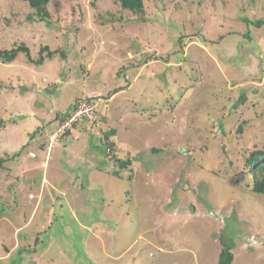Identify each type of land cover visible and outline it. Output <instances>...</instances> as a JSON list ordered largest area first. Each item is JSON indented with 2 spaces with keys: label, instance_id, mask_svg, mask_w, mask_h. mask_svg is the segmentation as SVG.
I'll return each instance as SVG.
<instances>
[{
  "label": "rangeland",
  "instance_id": "1",
  "mask_svg": "<svg viewBox=\"0 0 264 264\" xmlns=\"http://www.w3.org/2000/svg\"><path fill=\"white\" fill-rule=\"evenodd\" d=\"M60 1L0 0L2 48L56 51L0 59V264H264V0Z\"/></svg>",
  "mask_w": 264,
  "mask_h": 264
},
{
  "label": "trees",
  "instance_id": "2",
  "mask_svg": "<svg viewBox=\"0 0 264 264\" xmlns=\"http://www.w3.org/2000/svg\"><path fill=\"white\" fill-rule=\"evenodd\" d=\"M24 1H26V3L29 5L31 9V11L27 13V15L24 17V20L27 22L43 21L49 24L50 18L53 17L55 14H58L61 9L60 0H24ZM118 3L123 10L134 13L137 15V17L139 16V14L144 13L145 10L144 0H118ZM243 20L255 26H260L264 24V21L262 19L249 20L243 17ZM45 52L47 54L43 55V53ZM54 53H56V51L51 50L48 45H43L39 49V57L33 58L30 53L29 47L24 42H18V43L14 42L8 48H2L0 46V59H2L6 63L15 61L16 58L22 54L29 63L39 64L43 61L45 56L50 57ZM61 54L64 55V52L62 51ZM123 88L124 87H120L116 91L121 90ZM77 106H78L77 103L69 105V107H67V109H65L64 111L63 110L60 111V115L58 114V116H60L61 120H63L67 116V113L75 111ZM101 146L104 148V145H100L99 147ZM152 150L157 151L159 149L153 148ZM104 152L106 154V146L104 148ZM116 159L118 160L120 167L124 169L126 167L125 161L122 160V158L120 157H116ZM245 163L249 177H252L255 171L258 174V178L252 177L251 190L256 193L264 194V150L259 149V150L251 151ZM37 243H38V238H36L35 241V244ZM18 251L27 252V253L36 252L35 248H28V247H23ZM233 256L234 254L231 248L228 245L223 246L218 255V264H231L233 261Z\"/></svg>",
  "mask_w": 264,
  "mask_h": 264
}]
</instances>
